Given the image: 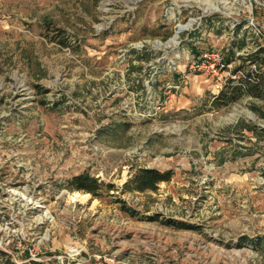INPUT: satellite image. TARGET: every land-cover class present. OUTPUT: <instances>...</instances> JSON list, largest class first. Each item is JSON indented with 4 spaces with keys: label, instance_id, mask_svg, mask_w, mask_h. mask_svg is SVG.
<instances>
[{
    "label": "rangeland",
    "instance_id": "374dc122",
    "mask_svg": "<svg viewBox=\"0 0 264 264\" xmlns=\"http://www.w3.org/2000/svg\"><path fill=\"white\" fill-rule=\"evenodd\" d=\"M260 47L264 0H0V248L46 264H264V98L216 109L220 81L187 68L217 54L224 84ZM141 168L174 176L123 193ZM83 173L115 197L67 187Z\"/></svg>",
    "mask_w": 264,
    "mask_h": 264
},
{
    "label": "trees",
    "instance_id": "16d2710c",
    "mask_svg": "<svg viewBox=\"0 0 264 264\" xmlns=\"http://www.w3.org/2000/svg\"><path fill=\"white\" fill-rule=\"evenodd\" d=\"M230 56L233 49L228 50ZM243 59V58H241ZM245 61L233 71L237 79H228L223 87L214 95L212 105L216 108L226 107L244 96L255 99L264 98V47L258 48L255 52L244 58ZM229 63V57H226ZM247 63V64H246ZM246 64V65H244ZM253 65L254 69L249 70L247 66ZM174 176L173 171L161 172L153 168H141L136 175L123 187L125 192H145L154 190L160 183L170 182ZM67 187L76 191H83L91 194L94 198L102 200L105 196L115 195L111 192L116 190L114 184H105L97 178L87 174H79L67 181ZM121 204V209L130 216L135 217L136 213L121 199L115 201ZM176 229H190L191 226L182 222L170 223ZM257 247L264 246V239L256 242ZM264 250V249H263ZM0 264H46L43 261H36L28 258L15 259L7 250L0 248Z\"/></svg>",
    "mask_w": 264,
    "mask_h": 264
},
{
    "label": "built area",
    "instance_id": "2783aa9c",
    "mask_svg": "<svg viewBox=\"0 0 264 264\" xmlns=\"http://www.w3.org/2000/svg\"><path fill=\"white\" fill-rule=\"evenodd\" d=\"M182 26L179 27V32H182L184 30H187V28L180 30ZM175 45L178 46V44H180V42H176L174 41ZM192 57L188 56L187 60H190ZM200 59L201 62H197V60H192L190 61V64L188 65L187 68H189L190 70L194 71V72H201V71H207L210 70V73L212 72L213 77H216L218 79V81H220L218 83V85L216 86L218 91L223 87V71L225 66H229V65H224V63L222 61H220V58L217 54H212V55H203ZM189 84V77L187 76H182L180 78V81L177 83H173L167 86V94H169L170 96L165 98L161 104L164 105H169L172 103L173 101V97L175 95V93H177L178 90H180L183 86H187ZM176 91V92H173ZM167 96V95H166ZM161 101V100H160Z\"/></svg>",
    "mask_w": 264,
    "mask_h": 264
},
{
    "label": "bare ground",
    "instance_id": "6f19581e",
    "mask_svg": "<svg viewBox=\"0 0 264 264\" xmlns=\"http://www.w3.org/2000/svg\"><path fill=\"white\" fill-rule=\"evenodd\" d=\"M184 27H185V26H182V27L180 28V30H183ZM175 39H176V38H174V39L172 40V42H174Z\"/></svg>",
    "mask_w": 264,
    "mask_h": 264
}]
</instances>
